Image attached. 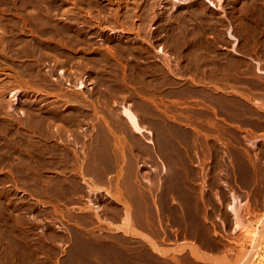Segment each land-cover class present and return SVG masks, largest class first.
<instances>
[{
    "label": "rangeland",
    "instance_id": "1",
    "mask_svg": "<svg viewBox=\"0 0 264 264\" xmlns=\"http://www.w3.org/2000/svg\"><path fill=\"white\" fill-rule=\"evenodd\" d=\"M160 56L169 94L206 100L157 101ZM242 96L264 107V0H0V264H264V109ZM82 160L103 216L125 199L168 254L68 222Z\"/></svg>",
    "mask_w": 264,
    "mask_h": 264
},
{
    "label": "crops",
    "instance_id": "2",
    "mask_svg": "<svg viewBox=\"0 0 264 264\" xmlns=\"http://www.w3.org/2000/svg\"><path fill=\"white\" fill-rule=\"evenodd\" d=\"M158 59L163 64V74L167 77L169 82L163 85V87L158 90L159 92H162L163 95H158L156 98L157 101L163 100L171 103H181L187 101L201 102L206 100L205 95L179 98L174 96L173 94H169L170 91H173V89L178 86L177 84L172 85L170 83L175 75H173L170 67L166 64L163 57L160 56L158 57ZM197 87L204 89V86L202 85H198ZM226 91L227 87H220V89L216 90L215 92L220 97ZM146 98L149 100L155 99L154 97ZM242 99L248 103L249 107L264 109V107H262L259 103L253 102V100L255 99L254 97L252 98L242 96ZM198 105H201V103H198ZM214 118L216 121H223L225 123L230 122L229 117L225 114H214ZM82 163L83 160L81 161V163L79 162V193L73 195L72 201L70 202V204H68V207H70L69 211L74 217L68 222L71 223V225H74L78 232L79 230L91 231L95 228H98L100 223L106 222L107 226L109 227V232L118 233L123 238L127 239H139L141 243L145 245L146 249L149 251L153 258L157 259L168 254L169 252L165 251L162 247H159L157 241L150 239L141 228L137 227V225L133 221L131 208L125 199L121 198L112 200L114 206L120 209V215L116 220L112 221L103 216L101 211L102 206L100 204H96L92 197V194L106 191L107 187L98 184L93 176L87 175L82 170ZM112 178V174H106V176L104 177L105 183L107 184ZM85 217L87 218V221H83ZM69 244H71V241L68 243V245ZM75 244L77 246V259H79V238L75 241Z\"/></svg>",
    "mask_w": 264,
    "mask_h": 264
},
{
    "label": "bare ground",
    "instance_id": "3",
    "mask_svg": "<svg viewBox=\"0 0 264 264\" xmlns=\"http://www.w3.org/2000/svg\"><path fill=\"white\" fill-rule=\"evenodd\" d=\"M94 1V0H93ZM82 7V11H83V14H82V16H84V14H85V7L84 6H81ZM95 8H97V7H95ZM91 12V11H90ZM128 12V11H127ZM83 22H85V20L83 21ZM86 24V23H85ZM84 30V29H83ZM82 31V30H81ZM86 32V31H85ZM90 36V35H89ZM88 38V37H87ZM91 42V41H90ZM95 44V43H94ZM83 84L80 82V84L78 85V86H82ZM123 110V113H124V115L126 116V118H127V120H128V122L131 124V126L135 129V130H137V131H139V132H142L143 130H144V128L140 125V123L138 122V120H137V117H136V115L127 107V106H124L123 108H122ZM45 127H43V129H44ZM248 178V177H247ZM236 211H238V210H236ZM235 211V212H236ZM238 213V212H237ZM230 214V213H229ZM236 215V217H237V214H235ZM235 217V218H236ZM239 217V216H238ZM240 218V217H239ZM244 219V218H243ZM246 219V218H245ZM239 220H241V219H239ZM263 222H264V219H263ZM241 223H243L242 221H241ZM238 225H239V223H237ZM263 225H264V223H263ZM199 233V232H198ZM228 249V248H227ZM200 255V254H199ZM196 256H198V255H196ZM207 256V255H206ZM221 258V257H220ZM207 260H209V259H207ZM212 260V259H211ZM216 261V260H215ZM221 261H223V260H221ZM217 262L219 263V261L217 260ZM225 262H227V261H225ZM221 263V262H220ZM212 264V263H211ZM229 264V263H228Z\"/></svg>",
    "mask_w": 264,
    "mask_h": 264
}]
</instances>
